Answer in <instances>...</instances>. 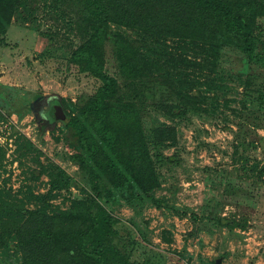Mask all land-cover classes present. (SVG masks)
Returning a JSON list of instances; mask_svg holds the SVG:
<instances>
[{"label": "rangeland", "instance_id": "obj_1", "mask_svg": "<svg viewBox=\"0 0 264 264\" xmlns=\"http://www.w3.org/2000/svg\"><path fill=\"white\" fill-rule=\"evenodd\" d=\"M39 2L34 15L19 9L0 43V190L11 191L27 209L48 203L67 210L75 199L94 193L88 173L72 159L77 141L50 110L60 104L66 116L76 113L80 100L92 98L101 83L69 61L73 48L89 34L84 9L76 0ZM73 20L70 29L67 24ZM259 23L264 33V19ZM113 30L146 44L136 32ZM261 40L264 45V35ZM242 58L236 48L225 51L222 65L235 79L229 83L232 96L206 93L202 86L207 112L171 120L150 104L140 107L153 153L175 155L179 162L155 160L157 173L166 178L156 196L173 198L170 188L176 187L170 200L179 213H187L178 216L152 205L138 213L137 206L124 201L115 206L103 196L116 219L119 237L114 243L130 264H264V68ZM106 71L127 93L112 44L106 46ZM213 95L220 101L215 109ZM160 126L177 128L176 145L155 144L152 134ZM59 170L86 191L72 185L51 198L49 174ZM218 218L228 223L222 226ZM15 246L11 238L0 239V264H21Z\"/></svg>", "mask_w": 264, "mask_h": 264}, {"label": "trees", "instance_id": "obj_2", "mask_svg": "<svg viewBox=\"0 0 264 264\" xmlns=\"http://www.w3.org/2000/svg\"><path fill=\"white\" fill-rule=\"evenodd\" d=\"M39 1L0 0V43H5L19 9L34 15ZM76 1L87 16L89 34L73 48L69 61L101 85L88 101L80 100L76 113L64 121L78 144L72 159L88 173L94 195L75 199L67 210L48 203L27 209L13 199L11 191L0 190V239L15 242L21 264H130L114 243L119 237L114 229L116 219L103 204V196L115 206L123 201L137 206L138 213L145 205L178 216L187 213H179L170 200L176 197V187L170 188L173 198L156 196L166 178L157 173L155 160L170 165L179 162L175 155L153 153L140 107L150 104L168 119L178 120L208 111L201 104L203 85L206 93L232 96L229 83L235 79L231 69L222 65L225 51L231 48L238 50L245 63L264 68V33L259 23L264 19V0ZM67 26L74 28V20ZM113 27L140 34L146 44ZM107 44L115 48L127 93L106 71ZM249 86L247 82L245 87ZM210 99L217 108L220 101L214 95ZM152 136L158 146L178 143L175 126L157 127ZM31 148L29 144L27 149ZM49 175L51 198L62 187L74 185L86 191L62 170ZM192 216L197 219L196 214ZM217 222L228 223L225 218Z\"/></svg>", "mask_w": 264, "mask_h": 264}, {"label": "flooded vegetation", "instance_id": "obj_3", "mask_svg": "<svg viewBox=\"0 0 264 264\" xmlns=\"http://www.w3.org/2000/svg\"><path fill=\"white\" fill-rule=\"evenodd\" d=\"M64 110L60 104H55L51 107L50 116L54 119H58V116H63ZM65 115V114H64ZM66 116V115H65Z\"/></svg>", "mask_w": 264, "mask_h": 264}, {"label": "water", "instance_id": "obj_4", "mask_svg": "<svg viewBox=\"0 0 264 264\" xmlns=\"http://www.w3.org/2000/svg\"><path fill=\"white\" fill-rule=\"evenodd\" d=\"M63 114V113H62ZM58 119H60V120H65L66 119V116L63 114V116H58ZM217 264H221V260H218L217 261Z\"/></svg>", "mask_w": 264, "mask_h": 264}]
</instances>
